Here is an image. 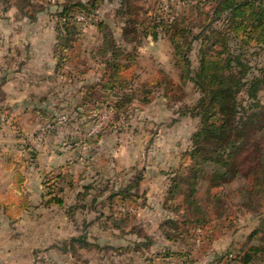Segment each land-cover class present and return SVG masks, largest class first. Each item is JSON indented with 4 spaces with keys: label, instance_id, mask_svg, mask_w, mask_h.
Listing matches in <instances>:
<instances>
[{
    "label": "rangeland",
    "instance_id": "1",
    "mask_svg": "<svg viewBox=\"0 0 264 264\" xmlns=\"http://www.w3.org/2000/svg\"><path fill=\"white\" fill-rule=\"evenodd\" d=\"M197 1L133 0L137 12L132 18L143 21L170 7L181 16ZM38 2L48 10L35 21L16 7L5 11L0 3V203L5 208L17 203L12 207L15 222L0 208V264H233L229 260L236 249L264 219V200L261 215L234 204L218 217V210L211 208L206 224L184 223L185 205L175 210L183 195L167 202L173 207L164 206L171 179L178 171L189 172L190 137L199 126L198 119L180 114L184 104L196 102L194 88L175 89L182 97L176 102L166 101L163 90L153 84L148 87L151 95L141 90L153 77L179 83L169 41L149 35L128 45V52L137 46V77L131 89H137L135 98L123 111H109L100 92L88 99L83 91L106 72L101 57L92 53L103 43L97 23L106 21L118 44H124L118 5L102 0L90 15L75 10L72 24L79 36L61 40L55 11L69 1ZM71 41L75 51L64 52L63 43ZM57 52L76 56L50 70L51 62L57 67ZM5 68L10 69L7 83ZM261 95L264 103V90ZM147 97L148 102L141 101ZM18 173L25 177L22 184ZM136 180L132 200L120 195L112 204L106 200L113 189ZM244 181L239 175L215 183L212 190L225 189L238 203L233 190ZM55 196L65 204H47ZM23 197L33 206L28 214L18 212ZM169 219H176L177 225ZM74 237L87 238L74 243Z\"/></svg>",
    "mask_w": 264,
    "mask_h": 264
},
{
    "label": "trees",
    "instance_id": "2",
    "mask_svg": "<svg viewBox=\"0 0 264 264\" xmlns=\"http://www.w3.org/2000/svg\"><path fill=\"white\" fill-rule=\"evenodd\" d=\"M68 1V4L57 5L55 11L59 30L57 38L61 40L65 36L72 37L71 40L79 36L72 24L75 10L90 15L102 2ZM110 1L118 5L116 16L124 22L120 36L124 44H118L117 34L111 31L106 21L97 23L98 31L103 34V43L92 53L101 57L102 62L99 63L105 65L106 72L95 84L86 87L87 90L83 91L86 98L90 99L100 92L104 96L101 103L109 111H123L134 100L137 90H131L137 77V46L128 52V45L136 37L138 43L149 35L154 40L160 37L167 39L172 48L173 68L179 83L172 84L168 77L163 80L153 77L141 90L151 95L152 90L148 87L153 84L163 90L166 101L176 102L182 97L175 93V89L184 92L183 89L188 86L194 88L198 95L196 102L190 107L184 104L180 114L198 119L199 126L190 137L191 147L187 153L191 159L189 172L178 171L171 179L165 208L175 205H167L170 199L174 201L183 195V201L177 203L175 210L179 212L180 207L185 205L182 217L186 224H206L211 208L218 210V217H222L234 204L248 213L261 215L264 200V103L261 98L264 90V0H199L196 5L182 11L181 16L172 14L176 10L170 7L169 12L155 14L143 21L132 18L137 12L133 0ZM0 3L5 4V11L16 7L31 21L37 19V14L48 10L38 0H0ZM39 5L40 9L34 12ZM207 5L210 6L208 9ZM62 46L64 52L75 51L72 41ZM72 53L64 56H59L58 52L55 54L57 69L66 59L72 60L76 56ZM112 96L113 99H110ZM141 101L148 102L149 98ZM17 175L22 184L25 177L21 173ZM239 175L245 181L233 190L239 198L238 203L232 202V196L225 189L215 193L212 190L215 183L229 181ZM59 177L73 187L64 175ZM137 178L142 179V173ZM137 182L117 191L113 189L106 200L112 204L118 195L122 196V200L131 199L136 194L131 191L134 188L137 190ZM107 183L109 185L110 181ZM19 200L22 201L18 203L19 213L33 208L28 198ZM94 200H97L96 197ZM51 203L65 204L61 197L56 196L47 201V204ZM16 204L9 203L5 208V204L0 203V208L4 207L3 214L11 222L16 221L12 209ZM168 223L177 225V220L169 219ZM86 238L74 237L71 241L83 242ZM246 241L240 249H236L235 258L229 261L233 264H264V219ZM136 245L139 246V243ZM172 255L168 250L167 256ZM229 255H226L227 260Z\"/></svg>",
    "mask_w": 264,
    "mask_h": 264
},
{
    "label": "crops",
    "instance_id": "3",
    "mask_svg": "<svg viewBox=\"0 0 264 264\" xmlns=\"http://www.w3.org/2000/svg\"><path fill=\"white\" fill-rule=\"evenodd\" d=\"M50 64H51V65H50L51 68H49V69H50V70H53V69H54V70L56 71L57 67L55 66V63H54V62H51ZM5 70H6L7 72L5 71V76H4V79H3V83H7V80H8L7 75L10 74V69L5 68ZM17 73H18V72H17ZM47 76H49L48 78L46 77V78L48 79V80H47V81H48L47 84H49V82L51 81V76H52V75L49 74V75H47ZM32 209H33V208H32ZM28 213H29V212H26V214H28Z\"/></svg>",
    "mask_w": 264,
    "mask_h": 264
}]
</instances>
